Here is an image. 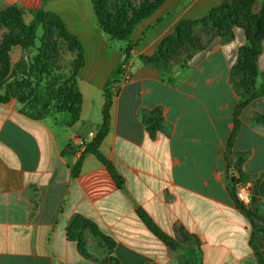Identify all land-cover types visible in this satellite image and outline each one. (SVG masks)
<instances>
[{"label":"crops","instance_id":"0c3cea01","mask_svg":"<svg viewBox=\"0 0 264 264\" xmlns=\"http://www.w3.org/2000/svg\"><path fill=\"white\" fill-rule=\"evenodd\" d=\"M3 1L56 14L80 42L84 65L76 123L69 111L34 119L13 101L0 102V264H260L264 98L237 114L248 94L235 75L245 30L236 28L230 42L214 39L167 71L141 61L181 22L205 17L223 0H166L135 28L132 79L113 95L100 147L123 188L94 154L84 157L78 176L73 172L83 155L80 142L91 141L103 124L105 90L127 44L104 32L91 0H0V6ZM23 19L30 24L34 17L26 12ZM23 55L14 48L12 62ZM258 65L264 73V42ZM236 120L240 130L229 154ZM242 174L254 185L253 221L233 195ZM140 209L182 248L157 238ZM76 217L91 223L74 236L87 258L68 236Z\"/></svg>","mask_w":264,"mask_h":264},{"label":"trees","instance_id":"16d2710c","mask_svg":"<svg viewBox=\"0 0 264 264\" xmlns=\"http://www.w3.org/2000/svg\"><path fill=\"white\" fill-rule=\"evenodd\" d=\"M50 0H44V3ZM94 4L95 11L98 17L99 24L104 32L114 40L122 41L127 44L125 51V62L131 60L132 51L136 44L132 37L135 28L144 20L149 18L166 0H154L152 3H147L135 10L133 17L130 21V25H124L123 20L114 24L110 21L109 17L112 14L119 12L118 8L114 13L111 12L110 6L103 0H91ZM126 3L130 8L131 5ZM260 7L256 11L257 0H223V2L216 8L212 9L205 17L199 20H185L181 22L175 32L168 36L158 47L156 52L152 56H142L141 61L144 64L155 66L164 71L168 70V59L171 55L176 54V49L180 48L184 43L194 41L196 27L211 28L217 30L218 37L224 42H230L233 40L236 28H242L246 32L247 45L240 51L239 62L236 67V84L244 88L248 92L240 104L239 110L243 109L253 101L264 98V73L261 71L258 65L259 57L263 51L264 42V0H259ZM103 5L105 6L103 8ZM126 7L122 8L120 15L124 14ZM104 9L106 14L104 13ZM26 12L33 15L34 19L30 24H26L23 16ZM6 17H10V21L20 31L19 36L8 38L0 50V57L6 64H11V51L16 47H21L23 51H26L27 55L18 62L13 70L12 77L22 76L25 79L36 77L41 79V76L48 74L50 66L56 65V53L59 49V45L56 41L58 36H62L63 39H70L72 43L70 50L78 51V55L73 63L74 70L70 79L65 81L59 88H56L50 83L39 85L37 88L36 96L28 100L23 112L31 118L43 119L51 111H69L73 114V123H76L80 119L82 110V95L79 92L77 86L78 74L84 65L83 49L76 37H74L64 26L61 19L54 13L48 12L44 7L27 11L26 9L13 5L9 6L8 10L4 13ZM0 15V18L3 15ZM126 15V14H125ZM125 20V19H124ZM42 32V36H39ZM57 36V37H56ZM38 42V43H37ZM34 44L39 45L38 56L31 59L28 55V51L33 48ZM122 73L121 66L112 75L105 90V106H104V120L102 126L99 128L98 133L89 142L86 151L83 153L82 158L78 161L73 175L76 177L81 171L83 159L87 154L96 155L99 160L108 167L112 176L116 180L119 188H123L124 181L117 173L113 165L102 155L100 147L102 142L106 138L110 130V110L113 103L112 87L115 83V79ZM39 77H38V76ZM6 83H0V102L8 103L11 101L8 93ZM65 100L64 107L61 106V102ZM264 121V116L262 117ZM240 130V123L236 120L235 130L228 145L229 154H232L234 148L235 139ZM240 156V155H239ZM238 160V158H237ZM238 170L240 167L238 165ZM243 178V174L240 176ZM237 181L233 184V195L237 206L253 221V214L241 205L235 195ZM140 218L146 224L148 229L161 241H163L172 250H178L182 248V245L172 239L168 234L164 233L158 225L150 218V216L143 210L138 211ZM68 230L69 239L79 243V249L81 253L87 258L82 250V240L78 237H74L86 228L91 229V223L84 220L82 217H76L70 224ZM257 227L254 226V235L256 234ZM183 230L178 231L181 233ZM256 248V247H255ZM257 257L260 264H264L262 255L258 252Z\"/></svg>","mask_w":264,"mask_h":264},{"label":"rangeland","instance_id":"374dc122","mask_svg":"<svg viewBox=\"0 0 264 264\" xmlns=\"http://www.w3.org/2000/svg\"><path fill=\"white\" fill-rule=\"evenodd\" d=\"M146 1L147 3H152V1L154 0ZM103 2L107 3L108 7L110 6V10L112 13H114L117 8L118 10H120L119 12H115L118 13V15L112 14L109 19L114 24H117L118 21H120L121 23L123 20L125 22L123 26L127 25V23L128 25H130V21L133 17L135 10L145 4V0H128V4L131 5L130 8L126 3H124L126 2V0H103ZM104 7L105 6L103 5V8ZM123 7H126L124 8V14L120 15ZM259 7L260 3L259 0H257L256 11L259 10ZM8 8L9 6L6 4L5 1H3L2 6H0V15L4 14L8 10ZM104 13L106 14L105 9ZM194 32V41L184 43V45H182L180 48L178 47V49H176L177 53L171 55L168 59L169 66H171L172 64H179L181 66L186 65L188 61L193 58L194 55L201 52L207 46V44L211 43L216 38H219L222 42H224L220 37H218L217 30L211 29L210 27H196ZM19 34L20 31L10 21V17L8 18L4 14L3 17L0 18V50L4 42L8 38H12L15 36L18 37ZM39 36H42V32H40ZM56 41L59 45V49L56 53V65H54L53 67L50 66L48 74H44L43 76H41V79L36 77L25 79L22 76H18L15 78L12 77V70L17 63L14 64V61L12 62V58L10 57L11 64L8 65L3 62L0 57V83H6L5 87H7L11 101L16 103L20 108L24 109L28 100H31L36 96L37 91L39 90L37 87L39 85L44 86L45 84L50 83L56 88H59L65 81L71 78L73 70L75 68L73 63L76 59V56L78 55V51L74 50L75 52H72L70 50V45L72 43V40L70 39H63L62 36H58L56 38ZM39 47V45L36 46L34 44L33 48L28 51V55L31 59L38 56ZM26 53L27 52L24 51L22 59L26 57ZM64 103L65 100L61 102L62 107H64Z\"/></svg>","mask_w":264,"mask_h":264},{"label":"built area","instance_id":"2783aa9c","mask_svg":"<svg viewBox=\"0 0 264 264\" xmlns=\"http://www.w3.org/2000/svg\"><path fill=\"white\" fill-rule=\"evenodd\" d=\"M122 73L115 79V83L112 87L113 94H117L119 91V86L122 83H126L132 79V73H131V62L130 60L128 62H123L121 65ZM90 141H81L80 142V154H83ZM236 199L237 201L243 205L247 210H250L252 201H253V189L254 185L251 181H247L246 179L237 178L236 179Z\"/></svg>","mask_w":264,"mask_h":264},{"label":"water","instance_id":"95a60500","mask_svg":"<svg viewBox=\"0 0 264 264\" xmlns=\"http://www.w3.org/2000/svg\"><path fill=\"white\" fill-rule=\"evenodd\" d=\"M233 181H234V179H233Z\"/></svg>","mask_w":264,"mask_h":264}]
</instances>
